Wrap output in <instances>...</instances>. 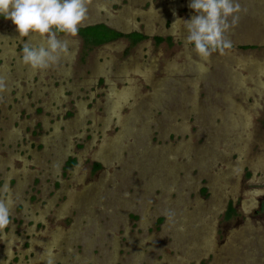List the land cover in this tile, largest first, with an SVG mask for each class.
<instances>
[{
	"label": "rangeland",
	"instance_id": "rangeland-1",
	"mask_svg": "<svg viewBox=\"0 0 264 264\" xmlns=\"http://www.w3.org/2000/svg\"><path fill=\"white\" fill-rule=\"evenodd\" d=\"M189 2L91 0L81 27L146 38L62 36L44 73L0 18V264H264V50L238 48L263 43L264 0H239L237 48L207 61L177 22Z\"/></svg>",
	"mask_w": 264,
	"mask_h": 264
},
{
	"label": "clouds",
	"instance_id": "clouds-1",
	"mask_svg": "<svg viewBox=\"0 0 264 264\" xmlns=\"http://www.w3.org/2000/svg\"><path fill=\"white\" fill-rule=\"evenodd\" d=\"M91 0H0V18L10 20L24 43L20 49V62L33 73L56 69L69 55L63 37H76L84 24ZM194 11L190 19L177 20L185 33L184 42L195 54L207 61L213 53H223L232 47L228 34L240 20L239 0H190ZM173 23L175 27L177 24ZM175 32L173 35L175 36ZM38 37L42 43L31 44L28 39ZM8 86L0 79V94ZM10 198L0 199V233L11 224ZM171 222L173 214L165 212Z\"/></svg>",
	"mask_w": 264,
	"mask_h": 264
},
{
	"label": "flooded vegetation",
	"instance_id": "flooded-vegetation-1",
	"mask_svg": "<svg viewBox=\"0 0 264 264\" xmlns=\"http://www.w3.org/2000/svg\"><path fill=\"white\" fill-rule=\"evenodd\" d=\"M98 25H105L107 28H109V29H111L112 31H113V34H115V33H118V35L116 36H112V37H110L109 39H107V40H104V41H101V42H99V44H109V43H113V42H117L118 40H120L121 39V37L122 36H127V37H129L130 39H132V43H133V45L134 44H136V43H138L139 41H141V40H144L145 38H146V36H145V33H143V32H139V31H137V30H135V31H133V32H130V34L129 33H124V31L123 30H120V29H118V28H114V27H111V26H109V25H107V24H104V23H97ZM88 26V25H87ZM91 26H94V25H91ZM95 26H97V25H95ZM80 28H83V27H80ZM84 28H85V26H84ZM136 34H138V35H136ZM256 34V33H255ZM158 35H162V34H158ZM136 36V37H135ZM139 36V39L137 38ZM156 39L158 40V41H160L161 39H162V37L161 36H157L156 37ZM255 41H257V39H255V38H253V39H251L250 41H247V42H245V43H241V44H239L238 45V48H241L242 50H244L246 53H250L251 54V56L253 57V58H256L255 56V52L257 51V50H259V51H262V50H264V41H262L263 43H260L259 44V42L257 43V42H255ZM231 44H232V49L233 48H237L236 46V44L235 43H232L231 42ZM235 52V51H234ZM236 53V52H235ZM237 55H239V54H237ZM240 57H243L245 60L246 59H252V57L250 58L249 56H247V55H244V54H241V55H239ZM258 58V60H260V61H262L263 62V69H264V59L263 58H260L259 56L257 57ZM251 107H253V106H251ZM256 110H257V107H255L252 111H251V113H252V115H251V117H250V120H251V118L253 117V114H254V112H256ZM253 123H252V129H254L255 128V124H254V121H252ZM261 143H264V140L262 139V141H261Z\"/></svg>",
	"mask_w": 264,
	"mask_h": 264
},
{
	"label": "trees",
	"instance_id": "trees-1",
	"mask_svg": "<svg viewBox=\"0 0 264 264\" xmlns=\"http://www.w3.org/2000/svg\"><path fill=\"white\" fill-rule=\"evenodd\" d=\"M99 26H102L104 28L103 30L106 33H108V37H102V38H98L97 37V35L95 33V30H98ZM79 32L82 35H85V36L91 38L92 41H93V39L94 40H103V39L107 40V39H109L112 36H115V35L117 36L118 35V33L113 34V31L111 29L107 28L105 25L88 26V27H85V28H80Z\"/></svg>",
	"mask_w": 264,
	"mask_h": 264
}]
</instances>
